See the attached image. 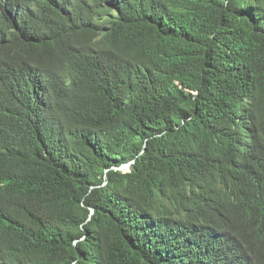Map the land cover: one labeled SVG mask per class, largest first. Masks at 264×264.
<instances>
[{
    "label": "trees",
    "instance_id": "trees-1",
    "mask_svg": "<svg viewBox=\"0 0 264 264\" xmlns=\"http://www.w3.org/2000/svg\"><path fill=\"white\" fill-rule=\"evenodd\" d=\"M0 264H264V0H0Z\"/></svg>",
    "mask_w": 264,
    "mask_h": 264
},
{
    "label": "water",
    "instance_id": "water-1",
    "mask_svg": "<svg viewBox=\"0 0 264 264\" xmlns=\"http://www.w3.org/2000/svg\"><path fill=\"white\" fill-rule=\"evenodd\" d=\"M129 165H130V164H126V165L122 166V167L119 168V169H126V168H129Z\"/></svg>",
    "mask_w": 264,
    "mask_h": 264
},
{
    "label": "clouds",
    "instance_id": "clouds-1",
    "mask_svg": "<svg viewBox=\"0 0 264 264\" xmlns=\"http://www.w3.org/2000/svg\"><path fill=\"white\" fill-rule=\"evenodd\" d=\"M128 168H126V170H127Z\"/></svg>",
    "mask_w": 264,
    "mask_h": 264
},
{
    "label": "rangeland",
    "instance_id": "rangeland-1",
    "mask_svg": "<svg viewBox=\"0 0 264 264\" xmlns=\"http://www.w3.org/2000/svg\"><path fill=\"white\" fill-rule=\"evenodd\" d=\"M124 170H126V169H124Z\"/></svg>",
    "mask_w": 264,
    "mask_h": 264
}]
</instances>
